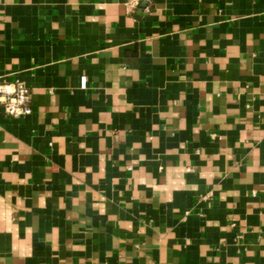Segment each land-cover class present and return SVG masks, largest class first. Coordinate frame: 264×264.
I'll return each instance as SVG.
<instances>
[{"label": "crops", "instance_id": "0c3cea01", "mask_svg": "<svg viewBox=\"0 0 264 264\" xmlns=\"http://www.w3.org/2000/svg\"><path fill=\"white\" fill-rule=\"evenodd\" d=\"M16 82L0 264H264V0H0Z\"/></svg>", "mask_w": 264, "mask_h": 264}, {"label": "built area", "instance_id": "2783aa9c", "mask_svg": "<svg viewBox=\"0 0 264 264\" xmlns=\"http://www.w3.org/2000/svg\"><path fill=\"white\" fill-rule=\"evenodd\" d=\"M0 103L4 113L10 117L20 118L31 114L29 90L21 82L7 86L0 84Z\"/></svg>", "mask_w": 264, "mask_h": 264}]
</instances>
